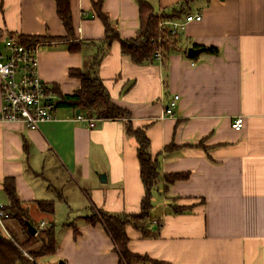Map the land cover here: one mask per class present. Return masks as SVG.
<instances>
[{
	"label": "crops",
	"instance_id": "crops-1",
	"mask_svg": "<svg viewBox=\"0 0 264 264\" xmlns=\"http://www.w3.org/2000/svg\"><path fill=\"white\" fill-rule=\"evenodd\" d=\"M96 1L70 0L78 40L104 37L93 11ZM138 1L102 0L123 39L139 29ZM146 1L166 16L164 25H184L177 31V49L164 59L156 51L152 61L137 64L113 40L98 67L111 101L129 112L133 128L144 129L159 165L150 233L126 226L129 250L146 257L130 264H264V0H193L173 17L181 0ZM196 13L202 14L200 21H186ZM18 34L66 35L56 0H0V59L8 54L5 40ZM194 45L217 52L201 50L193 58L187 48ZM96 52L88 44L69 52L65 40L40 43L37 72L57 88L55 96L69 95L80 84L69 70L84 69ZM2 105L0 90V112ZM168 107L172 114H166ZM75 114L57 107V120L38 129L0 119V200L7 203L4 178H13L33 224L54 222L56 251L38 264H123L102 224H89L85 217L100 210L139 212L145 188L138 144L125 129V118L96 119L89 127ZM236 117L240 130L230 126ZM171 144L175 148L167 149ZM176 173L187 177L167 183L164 176ZM74 192L86 205L81 199L63 210ZM45 199L54 201L53 215L35 204ZM177 206L183 209L174 212ZM11 230L26 237L10 218L0 237H10Z\"/></svg>",
	"mask_w": 264,
	"mask_h": 264
},
{
	"label": "trees",
	"instance_id": "trees-1",
	"mask_svg": "<svg viewBox=\"0 0 264 264\" xmlns=\"http://www.w3.org/2000/svg\"><path fill=\"white\" fill-rule=\"evenodd\" d=\"M191 1L193 0H181L178 10L172 9L171 11L173 12L168 16L180 15L183 7ZM93 11L101 19L105 28L104 37L98 41L76 39L72 26L70 0H56V13L63 24L66 35L63 37H51L18 34L16 39L29 48H35L40 43L65 40L69 52H80L87 44L97 47V52L91 56V61L84 69L69 70L68 73L70 75L80 79V84L71 94L61 95L57 100V106L73 108L76 112L87 114L99 120L125 118L127 133L133 135L136 139L138 144L139 173L145 188L144 196L140 201L139 212L133 214H112L100 210L99 212L93 211L91 215L85 217L89 224H102L103 229L111 236L119 261L123 264H130L134 258L145 259L146 257L132 253L129 250L127 246L129 237L126 232V226L131 224L143 236H148L150 233L147 221L150 209L153 207V202H151L152 191L160 178L159 165L157 159L151 156L149 151L150 143L144 129L133 128L129 112L111 101L109 91L104 86L103 80L99 75L98 67L113 40L120 42L122 54L130 56L132 61L137 64H143L155 58L154 53L158 48H160L163 59L167 57L169 52L177 49L178 33L170 32V26L163 24L166 16H158L153 6L146 0L138 1V11L140 12L139 29L134 37L128 39L120 37L119 31L111 20L110 15L103 11L102 0H97L93 3ZM202 47L206 52L212 54L217 52V47ZM54 90L56 91L57 88H52V91ZM175 146L171 144L167 146V149L172 150ZM186 177V173L167 174L164 176L167 183ZM3 190L7 199V203L4 204L11 213L10 219L17 221L21 233L26 237L21 240L12 230L9 231L10 237L4 235L0 237V264H35L33 260L37 261L43 256L53 254L56 251L54 222L46 223L41 228L33 224L32 220L29 219L28 209L22 205V201L14 189L13 178H4ZM35 204L44 213L53 215L55 212L54 201L51 199L35 200ZM180 209H183V206L174 207V212ZM28 223L36 228L35 234L29 233Z\"/></svg>",
	"mask_w": 264,
	"mask_h": 264
},
{
	"label": "built area",
	"instance_id": "built-area-1",
	"mask_svg": "<svg viewBox=\"0 0 264 264\" xmlns=\"http://www.w3.org/2000/svg\"><path fill=\"white\" fill-rule=\"evenodd\" d=\"M201 13L186 15V21H200ZM170 32L176 33L183 29V24L169 23ZM8 54L0 59V90H2V109L0 119L3 121L22 122L27 129H38L44 122L57 120V100L52 88L38 74V59L36 58L37 45L29 48L22 45L16 38H8L4 42ZM156 57H161L157 49ZM178 96L174 95V99ZM166 114H172L168 107ZM75 119L84 122L89 127L94 126L95 118L76 112ZM240 117L232 120L231 125L236 130L242 126ZM11 216L4 202L0 200V229ZM44 225L41 224L40 228ZM31 260L33 258L30 257ZM35 264H38L33 260Z\"/></svg>",
	"mask_w": 264,
	"mask_h": 264
},
{
	"label": "rangeland",
	"instance_id": "rangeland-1",
	"mask_svg": "<svg viewBox=\"0 0 264 264\" xmlns=\"http://www.w3.org/2000/svg\"><path fill=\"white\" fill-rule=\"evenodd\" d=\"M191 8H193L192 5H191ZM158 49L160 50V48H158ZM68 187L70 188V184L68 185ZM81 197H82V196H81ZM81 199H82V203L85 204L84 199H83V198H81ZM81 199L75 195V192L69 194V200H68V203H65V205H63V210H64L65 208L68 209V206H71L72 208L76 207L77 204H80ZM155 199H157V196H156ZM85 205H86V204H85ZM87 207H88V211H90V208H89L88 205H87ZM97 212H99V211H97ZM61 213H62V208H60V210L58 209V211L56 212L57 219H59V217L61 216Z\"/></svg>",
	"mask_w": 264,
	"mask_h": 264
},
{
	"label": "water",
	"instance_id": "water-1",
	"mask_svg": "<svg viewBox=\"0 0 264 264\" xmlns=\"http://www.w3.org/2000/svg\"><path fill=\"white\" fill-rule=\"evenodd\" d=\"M201 50H203L202 46L201 47L190 46L187 48V55L196 58L198 53L201 52ZM27 226L30 234L36 233V228L32 224L28 223Z\"/></svg>",
	"mask_w": 264,
	"mask_h": 264
}]
</instances>
